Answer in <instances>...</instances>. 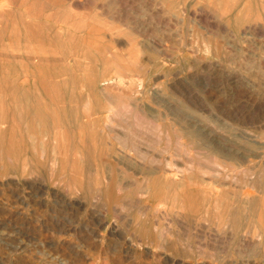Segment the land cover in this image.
Returning <instances> with one entry per match:
<instances>
[{
    "label": "rangeland",
    "instance_id": "rangeland-1",
    "mask_svg": "<svg viewBox=\"0 0 264 264\" xmlns=\"http://www.w3.org/2000/svg\"><path fill=\"white\" fill-rule=\"evenodd\" d=\"M0 264H264V0H0Z\"/></svg>",
    "mask_w": 264,
    "mask_h": 264
},
{
    "label": "bare ground",
    "instance_id": "bare-ground-1",
    "mask_svg": "<svg viewBox=\"0 0 264 264\" xmlns=\"http://www.w3.org/2000/svg\"><path fill=\"white\" fill-rule=\"evenodd\" d=\"M31 138V137H30Z\"/></svg>",
    "mask_w": 264,
    "mask_h": 264
}]
</instances>
